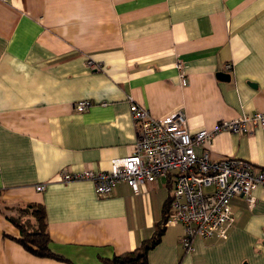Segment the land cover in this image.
Listing matches in <instances>:
<instances>
[{
	"label": "crops",
	"instance_id": "crops-1",
	"mask_svg": "<svg viewBox=\"0 0 264 264\" xmlns=\"http://www.w3.org/2000/svg\"><path fill=\"white\" fill-rule=\"evenodd\" d=\"M132 101L155 119L183 110L193 133L264 110V0H0V204L43 205L61 257L26 251L0 215V264H103L155 235L171 177L103 197L59 175L108 173L135 152ZM204 152L264 169V130L218 133ZM253 196L232 201L227 238L189 251L184 226L166 222L148 264H264L261 188Z\"/></svg>",
	"mask_w": 264,
	"mask_h": 264
},
{
	"label": "built area",
	"instance_id": "built-area-1",
	"mask_svg": "<svg viewBox=\"0 0 264 264\" xmlns=\"http://www.w3.org/2000/svg\"><path fill=\"white\" fill-rule=\"evenodd\" d=\"M184 65L179 64L183 74ZM225 69L232 71L227 64ZM89 101L79 102L78 112L87 111ZM132 118L137 128L135 152L113 160L111 172L88 170L81 173L60 172L63 183L92 182L99 196H108L120 183L129 185L136 193L146 183L171 177L170 215L167 225H183L182 246L192 250L195 238L221 240L227 238L236 223L232 201L244 198L253 207L257 200L253 192L261 188L264 195V169L234 158L215 161L210 154L198 150L210 146L216 134H254L264 130V110L218 122L212 130L191 132L183 110H176L161 119L151 117L149 111L132 101ZM43 186L37 190L42 191Z\"/></svg>",
	"mask_w": 264,
	"mask_h": 264
},
{
	"label": "trees",
	"instance_id": "trees-1",
	"mask_svg": "<svg viewBox=\"0 0 264 264\" xmlns=\"http://www.w3.org/2000/svg\"><path fill=\"white\" fill-rule=\"evenodd\" d=\"M170 212V201H168L163 224L167 222ZM0 215H3L19 230L20 237L17 242L26 251L40 258H61L51 251V237L43 205L2 202ZM163 224L158 226L157 232L152 238L145 240L134 252L105 260L103 264H148L149 251L161 242L164 235Z\"/></svg>",
	"mask_w": 264,
	"mask_h": 264
},
{
	"label": "water",
	"instance_id": "water-1",
	"mask_svg": "<svg viewBox=\"0 0 264 264\" xmlns=\"http://www.w3.org/2000/svg\"><path fill=\"white\" fill-rule=\"evenodd\" d=\"M221 74H222L221 76L225 75V74H223V73H221Z\"/></svg>",
	"mask_w": 264,
	"mask_h": 264
},
{
	"label": "bare ground",
	"instance_id": "bare-ground-1",
	"mask_svg": "<svg viewBox=\"0 0 264 264\" xmlns=\"http://www.w3.org/2000/svg\"><path fill=\"white\" fill-rule=\"evenodd\" d=\"M186 115V114H185ZM187 117V116H186Z\"/></svg>",
	"mask_w": 264,
	"mask_h": 264
}]
</instances>
